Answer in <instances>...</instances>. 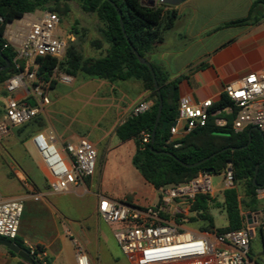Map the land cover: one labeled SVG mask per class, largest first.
Masks as SVG:
<instances>
[{"label": "built area", "instance_id": "2783aa9c", "mask_svg": "<svg viewBox=\"0 0 264 264\" xmlns=\"http://www.w3.org/2000/svg\"><path fill=\"white\" fill-rule=\"evenodd\" d=\"M157 3L160 0H155ZM61 18L49 11L26 14L7 26V46L17 53L15 61L25 62L26 69L11 77L5 83L6 102L0 135L11 128L21 127L36 118L42 108L50 103L43 85L37 80V60L52 57L62 59L74 35L61 27ZM53 76L72 85L74 79L55 69ZM232 103L223 110L210 114L214 102L207 99L193 102L188 97L179 98L178 117L170 129V141L179 134L187 135L194 129L204 127L209 116L216 117L220 127L227 125L223 114L233 116L232 130L240 133L247 128L258 130L264 137V72L250 73L224 87ZM34 104H26V101ZM153 101L138 102L131 115L137 116L151 109ZM130 115V116H131ZM142 142H150V134L142 133ZM31 143L46 170L50 191L66 194L85 190V181L93 177L98 152L96 147L84 138L66 143L57 149L53 137L43 133L35 134ZM222 177L225 190L233 186L234 173L228 163ZM213 175L200 173L188 183L159 189L158 203L145 208L131 206L105 195H98V216L108 225L115 226L114 238L129 264H257L249 258L251 240L264 211L247 215L240 229L219 233L200 232L188 228L178 216L188 217L190 206L196 196L213 192ZM256 197L264 203V186L256 190ZM186 205V209L182 208ZM167 209H173L169 215ZM24 212L22 200L0 199V238L9 241L19 236L20 222ZM76 264H93L86 247L73 239ZM29 255L35 264H52L45 251L31 246Z\"/></svg>", "mask_w": 264, "mask_h": 264}, {"label": "trees", "instance_id": "16d2710c", "mask_svg": "<svg viewBox=\"0 0 264 264\" xmlns=\"http://www.w3.org/2000/svg\"><path fill=\"white\" fill-rule=\"evenodd\" d=\"M71 1L79 2L84 12L95 14L103 23L101 32L107 44L105 54L96 59H84L74 46H70L62 59L39 58L37 60L38 82L42 85L53 86L55 81L52 77L55 69L74 78L83 76L109 83L131 80L141 82L144 90L150 93L153 106L143 114L129 116L116 129V136L121 142L134 141L135 143L133 166L148 184L159 190L188 183L196 179L200 173H205L210 169L213 170L212 175H220L227 164L231 163L234 183L231 188L223 192L228 226L216 228L214 217L210 212L212 198L209 194L196 196L190 206V213L194 214L192 217L178 216L177 219L185 225L199 224L195 230L200 232L216 230L223 233L240 229L244 222L242 204L251 212L260 211L264 206V203L256 197V190L264 186L263 137L258 130L253 128H247L240 133L234 132L232 130L233 116L223 114L222 117L227 119L226 126H218L215 121L216 117L210 115L204 127L194 129L179 140L170 141V129L178 117L180 80L170 81V76L148 59V54L155 45L164 41L166 33L174 27L178 18V11L174 7L158 5L155 8H147L141 5L142 0H1L0 68L5 66V59L10 62V66L0 71V85L26 69L25 62L15 61L17 55L15 50L9 46L6 47L7 26L26 14L36 11L53 12L62 18L68 14V3ZM117 9L121 12V17ZM252 18L253 7L246 19L230 22L227 26H243L258 22V19L252 20ZM73 31L79 34L76 27ZM92 45L97 49H103L104 43L94 41ZM134 50L151 64L163 100V110L154 143H152V134L160 97L155 89L149 67L139 62ZM25 103L34 104L30 100ZM229 106L232 107L230 99L226 94H222L220 100L213 104L210 114ZM164 123H167L165 130L162 129ZM43 127L44 124L39 121V115L21 126L23 129H28V133L32 136L39 133ZM142 133L150 134L149 143L143 144ZM213 154L216 156L195 168H187L181 164H194ZM257 165L260 167L254 183ZM90 178H87L85 183L88 184ZM239 182L244 183L245 199L242 202L237 189ZM118 201L145 208L133 204L131 198ZM260 233L264 241V225L260 228ZM12 242L26 249L18 237ZM10 254L17 257L11 251ZM251 256L250 251V259H252Z\"/></svg>", "mask_w": 264, "mask_h": 264}, {"label": "crops", "instance_id": "0c3cea01", "mask_svg": "<svg viewBox=\"0 0 264 264\" xmlns=\"http://www.w3.org/2000/svg\"><path fill=\"white\" fill-rule=\"evenodd\" d=\"M252 7V20L258 19V22L227 26L230 22L246 19ZM174 8L178 11L174 27L166 33L162 43L154 46L148 59L160 66L170 76V81L180 80L179 98L188 97L195 103L211 99L215 103L227 84L250 73L264 72V0H187ZM5 83L0 85V102L4 107ZM144 100L152 101L148 91L132 100L128 109H132L136 101ZM123 123L115 128L116 143L110 150L125 147L132 158L136 151L134 141L123 143L116 136V129ZM184 136L179 134L174 139ZM36 166L47 178L42 162ZM144 182L151 196L133 198L132 203L139 207L157 203L155 192L158 190ZM85 184L80 198L87 196L91 202L87 214L83 206L63 200L64 196L75 192L54 194L41 183L39 191L28 183L24 184L25 188L0 191L1 200L24 202L18 238L27 251L31 246L39 247L52 264H76L73 239L80 237L85 226L95 227L101 220L97 212L98 195L122 199L102 192L99 186L96 190L93 177ZM95 230L99 239L97 227ZM87 252L93 264H100L98 252L88 249ZM253 261L259 263L256 259ZM0 264L29 263L12 256L8 248L0 245Z\"/></svg>", "mask_w": 264, "mask_h": 264}, {"label": "rangeland", "instance_id": "374dc122", "mask_svg": "<svg viewBox=\"0 0 264 264\" xmlns=\"http://www.w3.org/2000/svg\"><path fill=\"white\" fill-rule=\"evenodd\" d=\"M68 7V14L61 18V27L75 37V41L70 43L69 47L74 46L84 59L103 56L107 49L101 32L103 23L95 14L84 12L77 1L69 2ZM35 13L39 14L40 11ZM74 27L78 29L79 34L73 31ZM94 41H102L103 49L94 47L92 45ZM72 78L74 79L72 85L61 83L58 76L52 77L55 81L53 86L43 85L50 103L44 106L39 114V121L44 124L39 132L48 138L53 137L57 149L60 150L66 143L76 138H84L96 147L98 156L93 175L96 190H99V186L102 192L125 200L151 196L145 180L132 164L131 153H128L125 147L110 150L116 143L115 128L130 116L134 106L130 110L128 107L132 104V100L145 91L143 84L134 80L109 83L83 76ZM138 102L136 101L135 104ZM3 107V103L0 102V122L3 120ZM28 132V129L17 127L0 135L1 192H5L7 188H25L24 184L27 183L37 191L40 183L45 189L50 190L49 178L41 175L36 166L41 165V159L31 143L33 136ZM212 181L214 190L211 193L210 212L214 217L216 228H225L228 226V220L224 209L225 183L222 174L213 175ZM237 189L242 202L245 199L244 183L239 182ZM155 194L158 203L159 191ZM81 196H83L82 189L67 194L63 200L75 203L77 207L83 206L87 214L90 201L87 196L80 198ZM181 206L187 210L186 205ZM263 207L260 211L264 210ZM173 212V209H167L169 215ZM252 213L256 212L249 211L242 204V215ZM193 215L189 212L187 216ZM259 221L251 240V260L257 259L260 264H264V241L260 233V228L264 225V216H261ZM186 226L195 230L199 224ZM95 227L85 226L80 237H76L77 240L88 250L98 252L100 264H129L114 238L116 227L101 220L96 222Z\"/></svg>", "mask_w": 264, "mask_h": 264}, {"label": "water", "instance_id": "95a60500", "mask_svg": "<svg viewBox=\"0 0 264 264\" xmlns=\"http://www.w3.org/2000/svg\"><path fill=\"white\" fill-rule=\"evenodd\" d=\"M186 1L187 0H160V2L157 3L155 0H142L141 1V5L144 6V7H147V8H155L158 5H167V6L176 7V6H179V5H181L182 3L186 2ZM117 11H118V13H119V15L121 17V12L118 9H117ZM121 26H122V29L124 31V27H123V24H122V19H121ZM134 52H135V55L137 56L139 62L141 64H144V65H146V66L149 67V69L151 71V74H152V77H153V80H154L155 89H156V91H157V93H158V95L160 97L159 107H158V112H157V117H156V122H155V127H154L153 134H152V143H154L156 129H157L158 125H159V122H160V119H161L162 110H163V100L161 98V93H160V90H159V85H158V82H157V79H156V75H155V72H154L151 64L146 59H144L136 50H134ZM5 62H6L5 66L1 67L0 68V71H4V70H6L10 66V62L7 59H5ZM174 124H176V123H174ZM166 127H167V123H164L162 129L165 130ZM262 137H263V135H262ZM250 141H251V138L249 139V142ZM263 141H264V137H263ZM163 153H166V154L171 155L168 152H163ZM215 156H216V154H213L210 157H208L206 159H203V160H201V161H199L197 163H194V164H186V163H181V164L184 167H187V168H195L197 166H200V165L204 164L205 162H207L208 160H210L211 158H213ZM259 167H260V165H257L256 166L254 183H255L256 176H257V174L259 172ZM206 173L212 174L213 173V170L212 169L207 170ZM246 218L248 220V223L251 224L252 223L251 214H248ZM0 245L8 248L9 251H11L15 255H17L23 261H25V262H27L29 264H35L34 260L29 255L28 251L26 249L20 248L18 245H16L12 241H9V240L0 238Z\"/></svg>", "mask_w": 264, "mask_h": 264}, {"label": "flooded vegetation", "instance_id": "af4514ba", "mask_svg": "<svg viewBox=\"0 0 264 264\" xmlns=\"http://www.w3.org/2000/svg\"><path fill=\"white\" fill-rule=\"evenodd\" d=\"M257 260V259H256Z\"/></svg>", "mask_w": 264, "mask_h": 264}]
</instances>
